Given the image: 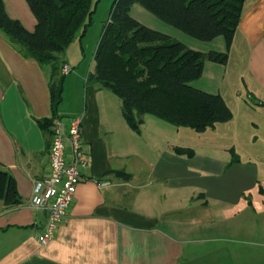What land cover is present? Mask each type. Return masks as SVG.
Segmentation results:
<instances>
[{
  "label": "crops",
  "instance_id": "crops-1",
  "mask_svg": "<svg viewBox=\"0 0 264 264\" xmlns=\"http://www.w3.org/2000/svg\"><path fill=\"white\" fill-rule=\"evenodd\" d=\"M3 2L9 17L33 29L35 19L24 0ZM215 51L223 52V44ZM227 55L224 65L205 62L200 78L215 86L206 92L219 94L231 110L227 96L238 106L240 87L259 108L264 102V0H245ZM62 61L72 71L70 59ZM71 71L64 75L56 119L82 118L86 164L67 214L41 245L46 212L31 207L30 199L34 182L48 174L51 126L39 125L51 117L47 75L0 34V166L12 176L21 200L6 206L0 199V264H264V197L248 194L249 176L230 174L234 170L214 160H206L208 167L196 163L181 126L142 118L139 131L132 130L120 100L86 82L91 70L69 76ZM218 124L198 133L214 131ZM141 136L161 160L139 155ZM65 155L70 156L68 145ZM258 188L264 194V186ZM246 209L254 214L243 215Z\"/></svg>",
  "mask_w": 264,
  "mask_h": 264
},
{
  "label": "trees",
  "instance_id": "trees-1",
  "mask_svg": "<svg viewBox=\"0 0 264 264\" xmlns=\"http://www.w3.org/2000/svg\"><path fill=\"white\" fill-rule=\"evenodd\" d=\"M35 19L32 30L8 16L0 0V34L21 55L34 59L46 72L51 117L39 121L43 130L59 118L64 65L62 54L81 39L93 22L99 0H24ZM245 0H113L96 50L94 68L86 77L115 94L127 125L139 131L144 115L196 132L213 129L231 119L219 94L191 83L199 79L206 61L224 65L241 18ZM139 5L161 22L203 42L222 37L224 51H196L130 16ZM264 107V102L260 103ZM178 153L193 154L189 149ZM124 178L128 174L118 172ZM0 199L6 206L21 200L12 176L0 166Z\"/></svg>",
  "mask_w": 264,
  "mask_h": 264
},
{
  "label": "rangeland",
  "instance_id": "rangeland-1",
  "mask_svg": "<svg viewBox=\"0 0 264 264\" xmlns=\"http://www.w3.org/2000/svg\"><path fill=\"white\" fill-rule=\"evenodd\" d=\"M112 2L113 0H99L92 18L93 22L87 28L84 36L80 40L75 39L68 45L62 54L61 57H65L66 59L69 58L71 66H73L69 76L78 72L86 73L88 70H93L95 65L94 52L98 45L102 28L108 19ZM129 14L139 23L168 35L171 40L179 41L187 48L201 52H208L210 50H217L222 47V44L224 46L222 37H217L210 42L199 41L188 36L184 32L161 22L153 14L139 5L131 6ZM23 18V23H28V18ZM231 68L233 74L239 73L237 64L233 63ZM191 84L194 87L202 88L205 91H212L214 89L213 87H215L209 83L206 77L199 78ZM238 84L240 86L239 82ZM229 91L230 93H233L232 90ZM111 96L115 100H118L116 95L112 94ZM237 96L239 97L238 106L233 104L232 95L227 96V101L231 103V119L227 122L219 123L214 131L208 130L206 133H198L187 127L180 128L187 133L184 137L185 143L191 145L190 147L193 148L198 156L196 163H200L203 167H208L210 164L206 160H214L216 165L227 164L229 170H234L230 174L240 172L248 175L252 187V190H248V194L250 193L253 199L259 200L264 197V194L260 193L258 188L260 185L264 186V107L260 106L258 108L257 105H254L255 102L248 100L244 90L240 87ZM143 118L159 119L149 114L144 115ZM139 140L140 142H137L136 145L141 148L139 155H143L147 161L152 162L157 161L159 158V160L162 159V157L158 156L159 154L155 149H151L150 143L146 137L141 136ZM213 146L216 149L212 148ZM228 146L231 148L229 151L225 152L220 149L221 147ZM130 163V161L126 162L129 167ZM196 163H192L193 165L191 166L197 167L198 164ZM236 182L237 180L232 181V183ZM256 182H258V184H256ZM250 199L251 198L241 199L239 205ZM241 213L243 215L254 214L252 209H246V211H242ZM256 219L258 220L257 216Z\"/></svg>",
  "mask_w": 264,
  "mask_h": 264
},
{
  "label": "built area",
  "instance_id": "built-area-1",
  "mask_svg": "<svg viewBox=\"0 0 264 264\" xmlns=\"http://www.w3.org/2000/svg\"><path fill=\"white\" fill-rule=\"evenodd\" d=\"M71 71L64 64L62 74ZM82 118L75 117L64 123L54 119L51 124V141L48 148V174L36 180L30 199V206L46 212L43 231L38 237L41 245L46 244L54 236L58 224L67 214L80 179V168L86 161L82 157L81 138ZM66 145L70 148V156L66 158Z\"/></svg>",
  "mask_w": 264,
  "mask_h": 264
}]
</instances>
